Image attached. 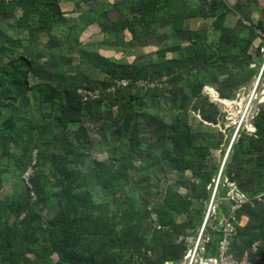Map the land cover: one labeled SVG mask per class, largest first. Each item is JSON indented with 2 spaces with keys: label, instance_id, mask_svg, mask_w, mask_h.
<instances>
[{
  "label": "trees",
  "instance_id": "trees-1",
  "mask_svg": "<svg viewBox=\"0 0 264 264\" xmlns=\"http://www.w3.org/2000/svg\"><path fill=\"white\" fill-rule=\"evenodd\" d=\"M55 1L0 0V21L2 23L13 22L11 26L16 30L15 34L11 33V36L15 37H8L5 43L0 40V66H2L1 68H8L2 70L0 77V119L5 120L7 118L5 114H1L2 111L18 109L19 101L30 92H34L37 101L40 100L42 104H46V106L56 110L57 125H47L46 130H41V134L46 132V137L53 135L51 142L44 147L46 151L52 148L49 158L51 162H56L59 173L65 175L61 179L62 184L67 182L68 185L62 188L60 193L62 195V198H60L62 207L52 225L57 226L58 224L59 226L58 238L60 243L58 245L52 244L51 248L46 246V255L49 256L48 253L55 251L62 257V261L59 260L52 263V261L46 259V264H123L124 256L121 255V251H114V248L132 250L131 259L126 261V264H132L131 262L135 260L137 255L140 257L138 264L178 262L185 256L186 252L184 243L179 242L180 237L196 229L188 230L189 227L183 226L180 234H172L168 231L169 229L167 230V227H170L173 221L172 212H180L179 208H182L181 206L183 205H185L184 209L188 211L192 205L191 201H174L178 206L171 207L168 198L170 197L172 202L175 193L173 190H169L161 210H158L160 208L156 209L160 226L155 225L156 227H153L154 238L149 242L147 237L141 234L143 228L141 220L146 215L137 208L138 203H134L130 209H123L119 206L113 218H108L107 213L96 214L98 205L93 200L92 192L86 188L88 186L86 177L75 171L67 172V166L71 162L70 157L74 154L83 155L90 144V126L88 125V120H85L86 114L92 120H98L100 127H111L105 124L102 118L103 109L101 106L104 102L109 106L107 118L114 121L116 120V115L111 113V106L127 99L129 101L137 99L136 97L147 96L150 99H157L163 96L170 101L172 99L174 103L178 104V109L184 114L191 98L195 99L199 105L206 102L205 107L213 105L210 97L204 93L208 85H214L221 96L226 94L234 97L231 92L226 93L225 88L227 85L237 83V79H244V84H247L258 74L260 64L264 63V50H262L264 36L260 34H264V26L253 22L252 24H247L245 19H250L248 17H240L237 25L240 28L238 34L237 28H225L221 41L217 43L212 44L207 41L195 40L186 47L179 44L161 49L159 52L161 56H167L170 51L179 52V57L170 59L171 61H168L165 66L158 65L149 71L146 68L112 64L107 70H102L103 79L95 80V83L91 82L87 86H76L66 82L65 79L64 82L58 81L56 75L47 73L45 64H41L39 60L30 59L23 53L24 48L30 46L33 38L30 35L34 30L40 29L42 35L49 37L54 33H63L62 18L53 6ZM159 1L161 0H151L148 4L143 5L145 9L141 12V17H143L145 23L150 25L159 18V13L155 10L156 3ZM163 1L167 7L171 8L173 6L171 5L172 0ZM247 1L250 0H239L236 3V7L243 6ZM252 1L257 2L258 0ZM205 2L207 11L212 16L217 15V19L220 20L217 25L222 26L223 19L230 10L226 8L227 6H224L226 2L223 0H205ZM226 4L230 5V3ZM221 7H225V10L222 13H218ZM143 8L140 7L139 9ZM133 15L131 20L124 19L118 25H114L115 29L122 31L123 27L129 23L133 27L135 22L138 21L139 14ZM1 22L0 34L5 33L8 35V28L3 27ZM2 29L4 32H1ZM21 33L28 34L19 36ZM256 38L261 39V41L257 45L255 53L250 54L248 50ZM6 43L10 47L7 50L5 49ZM7 62H10L9 66H7ZM230 65L232 68L231 74L226 79H223L222 71L225 68H229ZM263 73L264 68L260 77H262ZM30 75L41 80L40 83L31 85L29 81ZM49 78L54 81L57 80V82L54 84V81H50ZM165 78H167L166 81L164 80ZM144 80H150L152 83L162 81L163 86L149 88L142 95H133V92L137 90V85ZM123 81L128 83L127 87L123 86V88L121 84H118ZM113 87H119L117 92L107 95L105 92L110 90V88L113 89ZM82 88H85L88 92L100 90V98L94 100L91 97H87L89 94L84 95L80 92ZM36 94L40 98L36 97ZM113 99L116 101H113ZM205 107L200 108L197 106L196 111H201V109L203 111ZM93 110L98 111V114H93ZM121 111L119 113L120 117L125 114L122 130L123 127L130 128L133 127L134 123L139 122V116L135 106L132 105V101L127 102V104L124 102L121 105ZM46 116L49 119L52 117L50 113L46 114ZM145 120L149 121L148 118H145ZM253 125L255 128L253 134L246 135L241 132V136L245 138H238L231 144V153L227 157V161H225V169L222 170L220 183L217 188V190L221 191V195L227 194V183H232L236 177L240 176L239 170H242L246 164L253 160L256 154L264 157V107L253 118ZM199 126L203 132L210 131L204 123H200ZM10 130H15L13 122L5 121L4 127L0 130V145L1 141L7 138L6 132ZM164 136H167V140L164 143L167 146L164 150L163 160L167 164L176 165L178 171H188L194 165L201 166L206 161L207 153L212 148L206 136H202L204 146L199 147L201 143L195 138L194 134L181 124H174L170 132L161 131V138H164ZM169 144L172 147H169ZM219 144L216 146H219ZM132 150L133 154L138 153L137 149L133 148ZM201 151L203 152L202 154L200 153ZM148 155H151V153H148ZM257 166L263 168L264 160ZM96 169L99 171L95 174L92 182L97 187L106 189L115 196L118 193L116 186L118 182L124 179L125 170H118L115 167L102 164H97ZM213 176L212 172H208L205 178L200 180V182L198 181L199 183L195 187V194L199 190L207 189L210 185L212 188L214 182H212L213 178L211 177ZM32 182L34 183L33 190L38 198L32 205L30 188L25 189V204H10L7 201L0 202V264H34L35 262L27 257V252H37L41 245L37 244L39 242L35 234L27 236L26 232L31 229L33 223L40 222V214L37 212L42 211L43 207L40 210L38 208L40 205L47 204L51 194L46 191L47 187L44 183L36 184L34 180ZM77 182L78 185L75 188H78L79 191L73 194V187ZM9 209L17 210V217L24 210H27V214L22 221L19 222L17 219L13 226H10L9 219L5 218ZM193 211L197 212L198 210L193 209ZM261 211L262 214L258 217L259 229L256 230L255 234L252 235L249 232H245V229L237 230L231 245L233 250L240 253L254 241H261L259 259L254 260V264H264V206ZM118 218L120 223L116 221ZM20 224L25 225V231H19ZM118 224L127 226L123 233L117 234V231H115ZM191 228H196V226L191 224ZM175 235L178 236L175 237ZM212 236L213 244L209 245V250L215 252V243L219 234L214 232ZM27 244H32L31 249L27 247ZM96 245L100 249V254L94 253L96 248H98ZM145 249L147 250L142 252ZM158 249L160 255L156 256ZM97 256H100V258H97ZM37 262L39 261L37 260Z\"/></svg>",
  "mask_w": 264,
  "mask_h": 264
},
{
  "label": "rangeland",
  "instance_id": "rangeland-1",
  "mask_svg": "<svg viewBox=\"0 0 264 264\" xmlns=\"http://www.w3.org/2000/svg\"><path fill=\"white\" fill-rule=\"evenodd\" d=\"M11 24H13V22L2 23L3 27L9 30L7 31L8 35L5 33L0 34V40L4 43L8 37H15L11 36V32L13 33L16 31L12 28ZM34 40V45H38L39 41H42L39 36ZM9 48L8 43H6L5 49L7 50ZM43 48L46 49V44ZM7 63V66H9L10 62ZM1 67L2 66H0V77L2 70L8 69ZM229 68H225L224 71H222L223 79H226L231 74V65ZM262 68L263 62L258 67V74L249 81L250 83L244 84L245 80L242 79L237 83H230L227 85L225 88L226 93L231 92L232 95L236 94L229 110L224 107L220 100H213V92L215 90L219 94L220 92L214 85H208L204 93L210 97V101L213 105H207V107H205L206 102L199 105L195 99L191 98L190 103L187 105L188 108L185 110V114L178 109L177 103L163 96L157 99L141 96L142 98L136 97L137 99L130 100L132 101V105L135 106L137 115L139 116V122L134 123L133 127L130 128L123 127V130L122 125L125 114L120 117L119 113L121 111V105L124 104V102L126 104L130 102L128 99L120 103L117 102L114 106L110 104L111 113L116 115V120L114 121L107 118L109 106L106 102L102 104V118L105 124L111 126L110 128L100 127L98 120H92L89 115L86 114L85 120H88V125L90 126V144L83 155L74 154L70 157L71 162H69L67 166V172L75 171L81 176L86 177L88 181L86 182L88 185L86 188L92 192L93 200L96 205H98L96 214L98 215L101 212L107 213L108 218H113L119 206L123 209H130L134 203H138L137 208L146 215L145 218L141 220L143 224L141 234L145 235L150 242L154 238L153 227H156L155 225L160 226L159 215L156 209L160 208L158 210H161L167 198L168 191L173 190L175 193L173 201L171 202L170 197L168 198L171 207L178 206L174 201L182 202L184 200L191 201L192 205L188 211L184 209L185 205H179L182 207L179 208L181 211L172 212L173 221L170 224L171 226L167 227V230L169 229L168 231L172 234H180L183 230V226L189 227L188 230L201 227L208 211L210 199L213 195L214 185L212 188L210 185L207 189L199 190L198 193L195 194L194 190L196 184L205 178L208 172L213 173L214 176L211 178H213L212 182H214L223 163L225 165V161H227L226 159L231 153L230 147L233 141L238 140V138H245L241 136V132L250 135L245 126L250 121L252 114H258L262 107H264V103H260L264 100V95L262 93V89H264V73L259 79ZM50 78L49 80L52 81L53 79L51 80ZM164 80L166 81L167 78ZM29 81L31 85H36L39 84L41 80L33 78L30 75ZM53 83L55 84V81ZM118 84H121V87L124 86L122 82ZM156 86H163L162 81H155V83L150 82V80L141 81L137 85V90L133 92V95H142V93L149 88H155ZM124 87H127V85ZM118 88L119 87L110 88V90L105 93L107 95H109V93H116ZM128 91L130 92V90ZM80 92L84 95L89 94L87 97H91L94 100L99 99L101 95L100 90L88 92L85 88H82ZM36 97L40 98L38 94H36ZM113 101L116 100L113 99ZM197 106L200 108L205 107V109L203 111L202 109L201 111H196ZM55 111V108L53 110L51 107L46 106V104H42L40 100L37 101L34 92H30L19 101L18 109L2 111L1 114H5L7 118L5 120L0 119V130L4 127L5 121H12L15 127V130L6 132L7 138L1 141L2 143L0 145V202L7 201L10 204H25V189L30 188L31 205L35 203L38 198L33 190L34 183L32 180H34L36 184L44 183L47 187L46 191L51 194L47 204L45 203L43 206H39L38 210L43 207L42 211L37 210V213L40 214V222L33 223L31 229L26 232L27 236L35 234L39 242L37 244L41 245L37 252H27V257L34 260V264H46V259H49L52 263L59 260L62 261V257L55 251L48 253L49 256L46 255V246L51 248L52 244L58 245L60 243V239L58 238L59 226L58 224L57 226L52 225L62 207V203L60 202L62 195L60 193L63 186L68 185L67 182L62 184L61 179H63L65 175L59 173L56 162H51L49 158L52 148L49 149V151H46L45 148L46 144L51 142L53 135L46 137V132L41 134V130H46L47 125H57ZM49 113L52 115L50 119L46 116V114ZM92 113L97 115L98 111L96 112V110H93ZM145 118H148L149 121L147 122ZM241 121L244 123L237 132ZM200 123H204L210 131H201L199 126ZM174 124H181L189 132L193 133L195 138L201 143L199 147L204 146L202 136H206L210 141L212 148L207 153L206 161L201 166L194 165L188 171H178L176 165L167 164L165 163L166 161L164 162L163 154L167 146V144L164 143L167 140V136L161 138V131L165 130L170 132ZM217 144H219V146H216ZM168 146L172 147L170 144ZM133 148L138 150L137 154H133ZM148 153L153 155L152 158ZM200 153L202 154L203 152L201 151ZM257 156L261 155L257 154ZM97 164L115 167L118 170H125L124 179L118 182L116 186V190L119 194L117 193L114 196V194L110 193L108 190L97 187L92 182L95 174L99 171L96 169ZM224 169L223 167V170ZM77 185L78 182L74 184L73 194L79 191L78 188H75ZM229 186L226 185V187ZM217 192V199H215L216 204L218 202L219 205L223 207L227 206L229 202L226 197L227 194L221 195V191L219 190H217ZM193 209H197L198 211L194 212ZM26 214L27 210H24L17 217V210L14 211V209H9L5 218L9 219V225L13 226L17 219L19 222L22 221ZM116 221L120 223L119 218ZM191 224H194L196 228H191ZM214 225L212 221L211 226ZM126 227L125 224H118L115 231H117V234L123 233ZM18 229L19 231H25V225L20 224ZM177 236L178 235H175V237ZM119 239L121 238L119 237ZM27 245V247L31 249L32 244ZM96 247H98V245H96ZM113 250L117 252L121 251V255L124 256L123 264H126V261L131 259L132 250H123L122 248H114ZM146 250L147 249L142 250V252ZM99 252L100 249L98 247L94 253L100 254ZM159 252L158 249L156 256L160 255ZM97 258H100V256H97ZM139 258L140 257L137 255L135 260L131 263L138 264ZM37 260L39 262H37Z\"/></svg>",
  "mask_w": 264,
  "mask_h": 264
},
{
  "label": "crops",
  "instance_id": "crops-1",
  "mask_svg": "<svg viewBox=\"0 0 264 264\" xmlns=\"http://www.w3.org/2000/svg\"><path fill=\"white\" fill-rule=\"evenodd\" d=\"M238 1L233 0L230 5L224 3L230 10L222 26H218L220 20L217 15H210L205 0H172L171 8L161 0L155 8L159 18L150 25L145 23L141 12L145 9L143 5L151 0H56L53 6L62 18L63 33H54L49 37L42 35L40 29L34 30L30 35L33 37L30 46L25 47L23 53L45 64L47 73L56 75L58 81L64 82L65 79L76 86H87L91 82L95 83V80L103 79L102 70H107L112 64L130 65L150 71L179 57L178 51H170L167 56H161L159 52L163 48L179 44L186 47L195 40L214 44L221 41L225 28H237L238 34L240 17H248L250 20L245 19L247 24L253 22L264 26V0H250L236 7ZM223 10L225 7H221L218 13ZM133 14H139L133 27L129 23L122 31L115 29L114 25L124 19L131 20ZM27 34L21 33L19 36ZM38 36L42 41L34 45V39ZM260 41L259 38L255 39L248 50L250 54L255 53ZM45 44L46 49L43 48ZM239 81L241 79H237ZM214 92L218 93L216 90ZM217 95L221 102L231 103L236 96ZM260 103H264V100ZM254 116L252 114L245 126L250 134L255 132ZM262 160L264 157L256 154L253 160L239 170L240 176L232 182L250 199L249 204L239 213L236 228L245 229V232L252 235L259 229L258 217L264 206V201L258 202L255 198L264 193V166H257ZM229 204L224 207L220 205L217 222L226 216Z\"/></svg>",
  "mask_w": 264,
  "mask_h": 264
},
{
  "label": "built area",
  "instance_id": "built-area-1",
  "mask_svg": "<svg viewBox=\"0 0 264 264\" xmlns=\"http://www.w3.org/2000/svg\"><path fill=\"white\" fill-rule=\"evenodd\" d=\"M223 1L232 3L233 0ZM260 34L264 36L263 33ZM122 83L124 86L128 85L126 82ZM240 126L241 123L238 126L237 132ZM223 167L224 163L214 181L213 195L201 227L195 231L188 232L179 239V242H183L186 247L185 256L178 262H167L165 264H254V260L259 259V249L262 246L261 241H254L240 253L232 249V239L237 233L236 224L239 213L250 202L246 194L233 183H227V186L230 185L226 195L230 202L228 212L226 216L217 222L220 205L218 202L216 204L215 199H217V188L220 183ZM255 198L258 202L264 201V193ZM212 221L215 224L214 226H211ZM214 232L219 234L218 240L215 243V252L209 250V245L213 244L212 233Z\"/></svg>",
  "mask_w": 264,
  "mask_h": 264
},
{
  "label": "bare ground",
  "instance_id": "bare-ground-1",
  "mask_svg": "<svg viewBox=\"0 0 264 264\" xmlns=\"http://www.w3.org/2000/svg\"><path fill=\"white\" fill-rule=\"evenodd\" d=\"M209 91H210V90H209ZM212 97H213V100H219V97H218V95H217L216 92H213V96H212ZM212 97H211V98H212ZM222 104L224 105V107H226V108L229 110V108H231V105H232L233 103H231V102H227V101H224V102L222 101ZM239 106H240V105H239ZM224 107H223V108H224ZM230 112H231V111H230ZM230 114H231V113H230ZM230 116H232V115H230ZM243 119H244V117H243ZM243 119H242V121H243ZM233 120H234V119H233ZM242 121L240 122L241 124L244 123V122L242 123Z\"/></svg>",
  "mask_w": 264,
  "mask_h": 264
},
{
  "label": "clouds",
  "instance_id": "clouds-1",
  "mask_svg": "<svg viewBox=\"0 0 264 264\" xmlns=\"http://www.w3.org/2000/svg\"><path fill=\"white\" fill-rule=\"evenodd\" d=\"M259 79H260V78H259ZM241 126H242V124H241ZM241 126H240V127H241Z\"/></svg>",
  "mask_w": 264,
  "mask_h": 264
}]
</instances>
